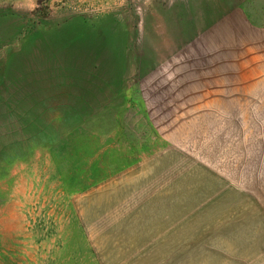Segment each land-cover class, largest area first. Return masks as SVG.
<instances>
[{
    "label": "rangeland",
    "instance_id": "obj_1",
    "mask_svg": "<svg viewBox=\"0 0 264 264\" xmlns=\"http://www.w3.org/2000/svg\"><path fill=\"white\" fill-rule=\"evenodd\" d=\"M0 264H264V0H0Z\"/></svg>",
    "mask_w": 264,
    "mask_h": 264
},
{
    "label": "crops",
    "instance_id": "obj_2",
    "mask_svg": "<svg viewBox=\"0 0 264 264\" xmlns=\"http://www.w3.org/2000/svg\"><path fill=\"white\" fill-rule=\"evenodd\" d=\"M2 96H5V91L3 90L2 86L0 85V97Z\"/></svg>",
    "mask_w": 264,
    "mask_h": 264
}]
</instances>
